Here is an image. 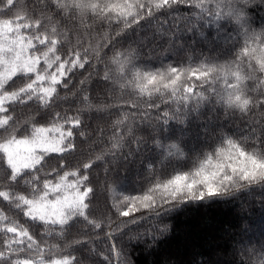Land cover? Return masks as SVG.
I'll list each match as a JSON object with an SVG mask.
<instances>
[{
  "label": "snow or ice",
  "instance_id": "6c2138e0",
  "mask_svg": "<svg viewBox=\"0 0 264 264\" xmlns=\"http://www.w3.org/2000/svg\"><path fill=\"white\" fill-rule=\"evenodd\" d=\"M42 2L55 15L67 13L69 19H78L82 31L73 41L69 32H62L55 25L52 16L41 19L34 12L29 14L27 5L18 9L20 0H0V167L3 168L0 177V264H85L78 249L89 241L70 233L74 222L80 220L95 230L109 229L104 232L109 242L107 250L101 253L90 249L94 255L102 256L105 264H125L116 237L126 229L130 232V225L146 218L145 212L158 217L184 204L228 198L241 189L264 184L262 131L256 137L259 148L248 151L234 139H223L221 146L193 171L177 172L170 178L157 180L140 195L124 196L123 204H113L116 218L110 223L91 219L95 188L89 170L102 156L79 161L74 169L67 161L60 163L57 169L46 168L51 154L58 153L64 160L75 151V138L84 135L82 109H76L73 114L50 111L62 90L71 92L72 78L79 74L82 78L77 83L83 88L92 76L89 69L107 56L108 51L113 52L111 60L119 66L121 75L125 74L131 49L116 52L115 38L140 25L141 21L158 19L160 12L181 5L190 6L200 9L202 16L206 12L217 19L235 21L237 32L243 34V43L234 63L243 66V73L239 67L229 72L231 65L199 68L169 65L163 72L143 74L136 70L134 76L140 81V91L151 86L159 92L162 85L164 90H170L168 96L182 93V101L193 96L203 99L202 94L195 91L198 87L195 81L206 82L210 73L223 71L230 78L225 80L228 91L220 96L221 102L243 114L259 110L264 117V29L256 32L247 19L246 8L255 0ZM222 2L224 10L218 14L213 5L220 8ZM205 4L209 6L205 8ZM97 23L99 29L95 28ZM105 28L107 31L102 30ZM103 80H112L111 68H105ZM33 102L39 105L36 114L21 124L19 117L14 115L17 107L30 106ZM199 102L198 99L196 103ZM81 103L89 109L94 107L86 94ZM148 107L159 109L160 105L153 102ZM172 115L178 118L177 113ZM168 118L169 113L163 112L162 119ZM122 122L118 120L116 126ZM259 264H264V257L259 258Z\"/></svg>",
  "mask_w": 264,
  "mask_h": 264
},
{
  "label": "trees",
  "instance_id": "16d2710c",
  "mask_svg": "<svg viewBox=\"0 0 264 264\" xmlns=\"http://www.w3.org/2000/svg\"><path fill=\"white\" fill-rule=\"evenodd\" d=\"M25 5L29 14L34 12L41 19L52 16L55 25L62 32H69L73 41L82 31L78 19H69L67 13L55 15L42 0H20L18 9ZM208 6L205 4V8ZM213 8L216 11L214 5ZM246 15L253 30L264 29V3L255 0L249 4ZM157 17L141 21L140 25L115 38L116 52L131 49L125 74L121 75L119 66L111 60L113 52L108 51L107 56L89 69L92 76L83 88L77 83L82 78L77 74L70 82L71 92L62 90L50 109L69 114L76 109L83 110L84 135L75 138V151L64 160L58 153L51 154L46 168L57 169L60 163L67 161L74 169L79 161L102 156L89 170L95 188L90 218L104 224L116 218L112 205L123 204L124 196L140 195L157 180L170 178L177 172L193 171L221 146L223 139H234L248 151L260 147L256 137L264 131V117L259 110L243 114L221 102L220 96L228 91L225 80L230 78L223 71L210 73L206 82L195 81L198 85L195 91L202 94L203 99L193 96L182 101V93L168 96L170 90H164L162 85L159 92L151 86L140 91V81L134 76L136 70L143 74L163 72L169 65L178 68L231 65L229 72L237 67L241 73L244 71L243 66L234 63L243 36L221 43L214 40L220 33L225 37L239 34L234 20L217 19L206 12L202 16L200 9L185 5L160 12ZM95 28H100L99 23ZM102 30L107 31L106 28ZM106 67L112 69V80L107 82L103 80ZM85 94L94 106L91 109L81 103ZM153 102L160 108H149ZM38 107L35 102L30 106H18L14 115L23 124L31 120ZM165 111L169 113L166 120L162 119ZM172 113H177L178 118ZM118 120L123 122L117 127ZM209 125H213L210 130ZM114 144L117 146L113 147ZM168 146H173L175 155L159 163L160 147ZM2 176L3 168L0 167ZM124 183L126 186L121 185ZM144 215L146 218L140 223L130 225V232L126 229L116 237L125 264H243L242 260L246 264L253 261L259 264V258L264 257V238L258 234L264 233V220H261L264 184L241 189L228 198L184 204L158 217L147 212ZM36 227L39 229L38 225ZM108 230L107 227L92 229L83 220L74 222L71 235L89 241L78 249L85 264H105L102 256L94 255L90 249L101 253L107 250L109 242L104 232ZM254 234L259 236L250 249L237 251Z\"/></svg>",
  "mask_w": 264,
  "mask_h": 264
},
{
  "label": "rangeland",
  "instance_id": "374dc122",
  "mask_svg": "<svg viewBox=\"0 0 264 264\" xmlns=\"http://www.w3.org/2000/svg\"><path fill=\"white\" fill-rule=\"evenodd\" d=\"M222 10H224V6H220V8H216V12L219 14V12H221ZM182 33H179V37H182ZM243 36V34H242V32H240L239 34H233V35H230L229 37H225L222 33H220V34H218V35H216L215 37H214V40L215 41H217V42H226V41H230L231 39H234L235 37H237V36ZM198 37H203V35H201V34H198ZM213 127V125H209L208 126V128H209V130H210V128H212ZM207 131H208V129L207 130H203L202 131V133L203 134H206L207 133ZM195 141V140H194ZM201 142L203 141L202 139L200 140ZM142 147V146H141ZM140 147V148H141ZM171 147H173V146H171ZM170 146H168V147H160V149H159V151H160V160H159V163H161L162 161H164V160H166L167 158H168V156H171V155H175L174 154V151L172 150V148H171ZM178 152H176V154H177ZM178 155V154H177ZM176 157V156H175ZM122 186H126V184L124 183V184H121ZM241 208H242V206H241ZM261 220H264V216L262 217V219ZM263 230H264V224H263ZM259 235H261L263 238H264V233H258ZM259 235H257V234H254V235H251L250 236V240L247 242V243H244L243 245H241V246H239L238 248H237V251H244V250H249L250 249V247H251V245H252V243L255 241V239L259 236ZM91 256H93V254H91Z\"/></svg>",
  "mask_w": 264,
  "mask_h": 264
}]
</instances>
